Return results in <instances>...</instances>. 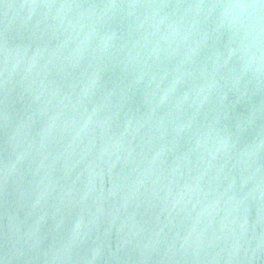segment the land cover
<instances>
[{"label": "water", "instance_id": "95a60500", "mask_svg": "<svg viewBox=\"0 0 264 264\" xmlns=\"http://www.w3.org/2000/svg\"><path fill=\"white\" fill-rule=\"evenodd\" d=\"M0 264H264V0H0Z\"/></svg>", "mask_w": 264, "mask_h": 264}]
</instances>
